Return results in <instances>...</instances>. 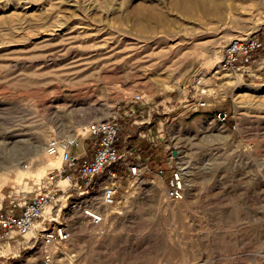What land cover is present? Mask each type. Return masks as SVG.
Here are the masks:
<instances>
[{
    "label": "rangeland",
    "instance_id": "1",
    "mask_svg": "<svg viewBox=\"0 0 264 264\" xmlns=\"http://www.w3.org/2000/svg\"><path fill=\"white\" fill-rule=\"evenodd\" d=\"M171 1L0 0V211L20 213L65 167L37 147L92 121L117 116L123 146L153 170L121 180L100 223L82 216L97 188L64 208L67 242L17 236L0 264H264V48L249 74L221 67L230 41L264 42V0H212L193 23ZM130 2L162 9L179 34L129 33ZM182 167L193 181L178 222L167 179Z\"/></svg>",
    "mask_w": 264,
    "mask_h": 264
},
{
    "label": "built area",
    "instance_id": "2",
    "mask_svg": "<svg viewBox=\"0 0 264 264\" xmlns=\"http://www.w3.org/2000/svg\"><path fill=\"white\" fill-rule=\"evenodd\" d=\"M263 48L264 42L256 37L234 39L225 48L221 67L249 74L255 56ZM132 99L139 102L142 96L135 95ZM204 105L199 103L200 107ZM220 120L224 121L225 118ZM123 142L122 124L117 116L92 121L77 135L51 139L46 147L47 153L50 156L60 154L65 167L57 170L55 175L43 183L35 195L25 202L20 213L0 211V245L30 233L34 234L31 239L34 245L67 242L70 233L63 214L64 208L68 204L72 207L78 196H90L93 199L91 193L97 188L102 203L108 207L115 206L121 180H142L153 171L145 159L129 151ZM80 150H86L87 153L82 156L75 153ZM63 180L70 182L65 188L61 185ZM167 190L171 199H184L186 182L182 170L171 171L167 179ZM93 202L90 209L83 211L82 216L98 224L102 221V215L92 209L97 204L96 197Z\"/></svg>",
    "mask_w": 264,
    "mask_h": 264
},
{
    "label": "bare ground",
    "instance_id": "3",
    "mask_svg": "<svg viewBox=\"0 0 264 264\" xmlns=\"http://www.w3.org/2000/svg\"><path fill=\"white\" fill-rule=\"evenodd\" d=\"M211 1L212 0H172L171 7L173 11L181 13L186 22L193 23L197 20L202 21L206 15H209L212 12ZM132 6L133 2H130L131 9L128 12L127 19L133 20V26L131 27L129 33L133 34L134 36L138 38L153 36L156 34L157 27H159L160 25L163 29L162 34H165V36L167 37H174L175 35L179 34V32L175 28L165 22V13L162 9H159L157 6L149 4H144L138 7ZM199 23L201 24V22ZM193 34H196L195 31ZM180 49L182 50V48ZM47 154L48 153L45 154L43 150L37 147L35 155H37L39 161L43 165H45V163L47 162V159L45 160L44 158L47 157ZM9 155H12L15 161H20L21 156H19L17 153L14 154L13 150L9 151ZM18 167L23 171L29 168L28 165L22 164V162H19ZM181 170L183 171L185 177L186 186H192L193 178L191 170H189L188 167H182ZM96 200L98 205H94L92 209L96 210L102 215V220L108 218L109 215L112 213L111 207L105 206L99 196L96 197ZM180 203L182 202L178 201L175 204L171 205V207L167 208V211H169L173 215L174 219H177L178 222L182 220V215L186 209L185 204ZM99 209L100 211H98ZM75 214H77V212H75ZM95 227V225H91L90 229L95 230Z\"/></svg>",
    "mask_w": 264,
    "mask_h": 264
},
{
    "label": "crops",
    "instance_id": "4",
    "mask_svg": "<svg viewBox=\"0 0 264 264\" xmlns=\"http://www.w3.org/2000/svg\"><path fill=\"white\" fill-rule=\"evenodd\" d=\"M75 153L82 156L85 155L87 152L86 150H80V151H75Z\"/></svg>",
    "mask_w": 264,
    "mask_h": 264
},
{
    "label": "water",
    "instance_id": "5",
    "mask_svg": "<svg viewBox=\"0 0 264 264\" xmlns=\"http://www.w3.org/2000/svg\"><path fill=\"white\" fill-rule=\"evenodd\" d=\"M222 117L224 116V114L221 115Z\"/></svg>",
    "mask_w": 264,
    "mask_h": 264
}]
</instances>
